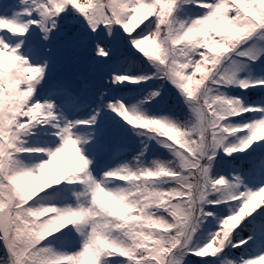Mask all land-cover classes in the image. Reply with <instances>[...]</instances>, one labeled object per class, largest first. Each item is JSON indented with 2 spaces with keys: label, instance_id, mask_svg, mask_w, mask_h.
<instances>
[{
  "label": "snow or ice",
  "instance_id": "obj_1",
  "mask_svg": "<svg viewBox=\"0 0 264 264\" xmlns=\"http://www.w3.org/2000/svg\"><path fill=\"white\" fill-rule=\"evenodd\" d=\"M0 264H264V0H0Z\"/></svg>",
  "mask_w": 264,
  "mask_h": 264
}]
</instances>
